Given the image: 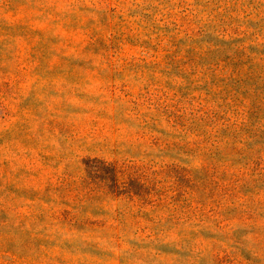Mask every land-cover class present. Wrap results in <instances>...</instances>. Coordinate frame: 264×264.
Here are the masks:
<instances>
[{
	"label": "rangeland",
	"instance_id": "obj_1",
	"mask_svg": "<svg viewBox=\"0 0 264 264\" xmlns=\"http://www.w3.org/2000/svg\"><path fill=\"white\" fill-rule=\"evenodd\" d=\"M0 264H264V0H0Z\"/></svg>",
	"mask_w": 264,
	"mask_h": 264
}]
</instances>
